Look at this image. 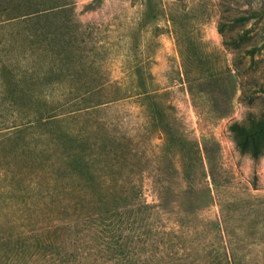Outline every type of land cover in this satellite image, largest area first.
I'll use <instances>...</instances> for the list:
<instances>
[{"label":"rangeland","instance_id":"374dc122","mask_svg":"<svg viewBox=\"0 0 264 264\" xmlns=\"http://www.w3.org/2000/svg\"><path fill=\"white\" fill-rule=\"evenodd\" d=\"M8 5L48 11L0 24V235L54 243L0 264H264V155L241 152L229 129L264 115V0ZM67 132L109 189H128L119 203L144 208L141 227L121 230L131 251L63 229L77 197L86 215L118 199L100 203L97 181L70 169Z\"/></svg>","mask_w":264,"mask_h":264},{"label":"trees","instance_id":"16d2710c","mask_svg":"<svg viewBox=\"0 0 264 264\" xmlns=\"http://www.w3.org/2000/svg\"><path fill=\"white\" fill-rule=\"evenodd\" d=\"M8 1L10 0H0V24L1 23H14L17 24L24 20L34 19L38 14L45 13L48 11L47 9H34L27 11H19V6L14 8L8 5ZM18 9V10H17ZM47 15V13H45ZM33 33L28 34V37L33 41ZM0 69L4 71H8L7 63L2 60L0 62ZM11 75V82L13 81V76ZM7 83L3 80H0V96H3L4 87ZM147 95V94H146ZM10 105L13 106L14 103L9 101ZM10 109V107H8ZM11 111L13 109H10ZM40 117V116H38ZM48 117H52L48 115ZM36 121L40 120L38 118ZM35 122L33 119L28 120L26 124L24 122L20 123L19 126L15 128L18 131H22L29 125ZM161 129L166 133L168 132V126L165 124H160ZM229 129L232 133L233 139L235 141L238 149L243 153H248L253 157H259L264 155V115L255 116L254 114H250L246 121L239 122L234 121L230 124ZM62 138L64 139L63 143H69L70 147L62 153L63 158L69 160L70 169L76 173H82L86 176L87 180L93 178L97 181V187L100 192L99 201L100 203L105 202V195L117 193L118 199L115 204L106 205L104 207H99L89 212L88 215L83 213L82 204L83 197H77V200L70 202L66 208L64 215H68L65 217L64 227L63 229H69L67 232H70L72 228H76L77 232L83 230H90L96 236H98L101 242L107 241V239H111L112 242L106 243L108 244V248L117 249V247H121L123 251L127 249V252L132 249L131 240L128 239L125 234L122 233L124 223L126 225H130L131 222L135 225L142 226L143 220H139L142 217V212L145 211L142 206L137 204L136 202L128 201V202H118L119 199H126L128 196L126 191L128 189L124 188V185L119 183V186L115 189H109V186H113L114 183L105 184L98 176L96 172V166L94 163H91V156L89 154H85L82 146L81 137L79 134H71L67 132V134H63ZM76 145V147H75ZM79 148V150H78ZM88 156V158L86 157ZM90 157V158H89ZM79 189L78 187L76 188ZM132 189H134L132 187ZM71 208V209H69ZM81 209V210H80ZM138 215H135L137 214ZM128 218H132L133 221L127 220ZM57 229V225L53 228V230ZM36 238H32L27 234L22 232L12 234V235H0V258L5 255V263L8 261L10 255V250H19L20 247L27 246L31 241L33 245L37 249H50L51 245H53L54 240H52L50 233L48 235H43L39 232L32 233ZM78 234V233H77ZM76 234V235H77ZM56 237L58 235L55 234ZM57 242L64 241L67 238H70V241L73 239L72 236L68 234L66 236H62L60 238H56ZM10 244H12L10 246ZM23 245V246H22ZM129 249V250H128ZM53 253V251L51 252ZM4 259V258H3ZM2 259H0V262Z\"/></svg>","mask_w":264,"mask_h":264}]
</instances>
